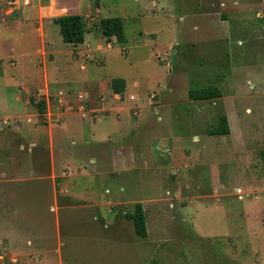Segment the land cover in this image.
Returning <instances> with one entry per match:
<instances>
[{
    "label": "rangeland",
    "instance_id": "obj_1",
    "mask_svg": "<svg viewBox=\"0 0 264 264\" xmlns=\"http://www.w3.org/2000/svg\"><path fill=\"white\" fill-rule=\"evenodd\" d=\"M165 2L168 9H162L161 2L153 6L151 0H79L77 14L93 32L86 30L85 41L93 48L101 45L92 57L86 52L87 62L74 60L72 66L75 46L63 40L59 24L53 21L70 9L53 1V18L43 23L52 28L55 48L68 51L70 62L67 71L58 70L66 60L62 55H56V67V62L49 63L51 91L70 85L89 94L102 83L113 97L112 78H123L126 88L122 99H117L131 106L124 112L129 128L122 129L116 112L115 121L106 126L112 146H134L133 152L119 158L120 163L129 162L126 156L130 155L133 164L118 175L96 177L90 168L92 159L76 158L81 172L74 166L69 180L58 176L67 187L62 194L66 206L54 210L52 175L31 174L28 164L14 155L20 143L9 129L12 126H3L10 130L0 142V255L6 262L12 255L9 238L6 243L4 238L14 226V217L29 220L47 215L51 231L59 213L61 236L54 243L64 264H264L260 155L264 148V0H203L200 7L195 0ZM5 7L0 3V13L7 18ZM196 9L203 14L194 21ZM223 12L228 15L225 20ZM110 16L122 18L124 43L114 37L102 39L99 21ZM195 22L205 25V30L194 34ZM3 32L0 20V37ZM31 37L36 43L37 38ZM211 37H218V42L212 44ZM15 48L23 49L18 43ZM33 59L38 60V55ZM81 63L87 68L82 69ZM37 64L33 74L21 65L6 64L8 76L0 80V114L31 113L28 117L34 123L45 122L37 105L46 102L45 75L41 62ZM207 85L219 86L222 96L189 97L191 87ZM17 94L23 100H17ZM80 95L85 102V94ZM223 114L230 132L210 134ZM15 117L20 124L28 118ZM24 147L20 153H27ZM100 160L109 161L106 155ZM137 202L143 203L147 216L145 237L135 232L133 221L124 214L133 211ZM54 259L59 264L58 256Z\"/></svg>",
    "mask_w": 264,
    "mask_h": 264
},
{
    "label": "crops",
    "instance_id": "obj_2",
    "mask_svg": "<svg viewBox=\"0 0 264 264\" xmlns=\"http://www.w3.org/2000/svg\"><path fill=\"white\" fill-rule=\"evenodd\" d=\"M53 1L54 0L47 1L45 5L46 11L44 13L41 11V8L37 6L27 8L25 11L15 10L12 13L4 11L6 15L9 14L7 18L3 17L0 13V20L3 23L4 30L3 35L0 37V43L3 45V50L0 52V80H4L8 76L7 63L14 68L21 65L20 68L22 70L33 74V72L37 70V61L41 62L45 75L46 88V111L42 113L41 116L45 118V122L36 124L33 121L28 122L25 119L20 126L11 127L9 129L13 137H16V140L20 143L19 145L17 144L18 146L16 145L17 148L16 151H14L15 153L13 152L15 157L20 156L21 159L28 164V170L31 174L45 171L52 175V199L54 204L51 205V207L54 210H59L63 205L66 206L62 203L65 200L62 194L66 192L67 187L65 188V184L62 183V180H69V175L75 173L74 166L78 168L74 161L76 158L85 157L92 159L93 163L90 168H93L96 177H104V175H109L111 177L118 175L122 171H127V169L129 170V167L132 166L133 162L131 161L130 155L126 157L130 158L131 162L124 161L120 163L119 158H121L124 153H128L129 151L130 153L133 152L134 146L128 145L120 148L112 146V134L109 129H107L109 126H106L107 124L111 125V122L116 120L119 121L122 129L127 130L129 128V120L126 119L127 116L124 112L130 110L131 106L125 104V101L120 103L118 100L122 99L121 96L123 92L116 93L113 91V97H111V92L108 88L102 87V83L96 85V90L91 89V94H86L83 91L78 92L72 89L70 85L67 86L66 89H60L58 92L51 91L47 75L49 63L57 61L56 55H62L61 58H65L66 60L65 63L63 62L64 64H58V70L67 71L66 69L68 66L66 63L70 62L67 57L68 51L66 49L55 48L56 42L52 35V28L47 29L45 27L46 25L43 23L44 19L53 18ZM57 1L59 6L70 9L68 12H65V15L79 13V0ZM151 1L153 6H157V4L161 2L160 6L162 9L169 8L165 0ZM195 1L198 7H200L203 2V0ZM0 3L3 5L1 0ZM97 9L100 10L99 6ZM153 11H156V9H153ZM194 12V21L203 14V12L198 11V9L194 10ZM22 17L30 21H25ZM221 17L227 18L228 15L223 12L221 13ZM225 18H223V20H225ZM203 30H205V25H202L200 22L194 23V34ZM88 31L90 32L89 29ZM31 35L37 38L36 43ZM211 35H214V33L211 32ZM105 38L104 36L102 37V39ZM217 38L213 39L211 37L212 40L210 41L212 44L218 42ZM219 40L221 43L224 42L223 38ZM17 43L22 45L23 49L21 51L16 50L15 47ZM84 44L86 47L79 50L78 46ZM72 45L75 46V49L71 51L73 55V62L71 65L73 66L74 60L85 58L86 60H84L87 62L89 60L87 58L89 57L86 55V52L89 50L90 52L88 55L92 57V51H96L101 43L97 44L94 48L88 41ZM6 46L9 48L4 49ZM29 48H34L33 52ZM37 55L38 60H34L33 57ZM57 63L59 62L55 63V67ZM80 67L86 69L87 65L81 63ZM134 84L138 85L139 81L134 80ZM30 90L31 88L27 86L26 93H30ZM50 94L54 96L52 101L50 100ZM79 94H85V102L78 98ZM131 95H133V99H130L134 100V93ZM99 97L101 99H98ZM16 99L19 101L23 100L22 96L19 94L16 95ZM60 101L65 105L64 107L60 105ZM29 102V99L26 98L25 104L27 105ZM24 108L27 109L25 105ZM114 112H116L115 120L112 119ZM30 114H0V117H21L24 115L28 117ZM38 114L39 112H36L35 115L37 116ZM2 127L3 125L0 123V131L4 129ZM6 130L5 132H0V142L1 137L5 138L8 136L10 130H8V132H6ZM26 141H28V144H26ZM25 145L28 147V149H26L27 153H20L21 150H25ZM119 149L120 152H118ZM39 155L42 159H39ZM103 155L107 156L108 162L103 163V161L100 160ZM44 159L47 160L45 163ZM38 160H40L39 163L36 162ZM78 170L80 173L81 169L78 168ZM58 176H66V178L62 177V180L58 181ZM34 193H36V190ZM100 203L102 205L105 204V202L101 201ZM21 204L22 202L19 203V205ZM31 205L35 206V203L32 201ZM36 217V219L29 220H19L14 217V226L10 225L11 227L8 229V233L5 234L4 238L5 243L7 241L6 237L9 238L7 242L11 245L9 252L12 257L9 263L8 261L6 262L5 256L4 259L0 258L2 264H12V262L13 264H55L54 261L56 260L54 258L56 256L59 258V264H64L60 254V247L56 246L54 243V239H60L61 236L59 213H56V217L52 220L55 225L54 229L51 231L50 227L53 226L48 225L49 221L47 215L38 214ZM19 242L24 245V251L20 250L23 249V247Z\"/></svg>",
    "mask_w": 264,
    "mask_h": 264
},
{
    "label": "trees",
    "instance_id": "obj_3",
    "mask_svg": "<svg viewBox=\"0 0 264 264\" xmlns=\"http://www.w3.org/2000/svg\"><path fill=\"white\" fill-rule=\"evenodd\" d=\"M59 24L63 40L67 43L80 44L85 41L87 23L83 16L78 14L61 15L54 18ZM102 35L106 38L114 37L117 42L124 43L126 35L124 31L123 20L119 16L103 17L99 21ZM112 90L116 93H122L126 87V81L123 78L114 77L111 80ZM222 96L219 86L207 85L203 87H191L189 97L193 100H203ZM40 113H45L46 102L41 101L38 104ZM230 125L225 114L220 115L219 122L209 129L210 134H228ZM264 162V148L260 151ZM125 216L134 223L135 232L139 236L145 237L148 234L147 216L142 202H137L133 211H126Z\"/></svg>",
    "mask_w": 264,
    "mask_h": 264
},
{
    "label": "built area",
    "instance_id": "obj_4",
    "mask_svg": "<svg viewBox=\"0 0 264 264\" xmlns=\"http://www.w3.org/2000/svg\"><path fill=\"white\" fill-rule=\"evenodd\" d=\"M3 5L5 4V12L12 13L15 10H27V8H33V7H40L41 11L44 13L46 11V3L49 0H1ZM62 93V92H61ZM82 97V95H80ZM131 99H133V96H130ZM62 102V101H60ZM28 122L32 121V118H27ZM22 121L19 118L16 117H4L2 119V125L3 126H12V127H18L20 126ZM1 259H4L3 253L0 255Z\"/></svg>",
    "mask_w": 264,
    "mask_h": 264
}]
</instances>
